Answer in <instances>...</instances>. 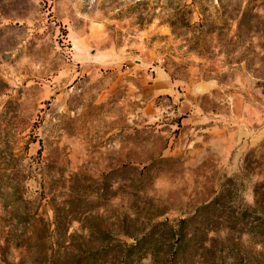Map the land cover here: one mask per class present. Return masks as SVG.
I'll return each instance as SVG.
<instances>
[{
	"label": "rangeland",
	"instance_id": "1",
	"mask_svg": "<svg viewBox=\"0 0 264 264\" xmlns=\"http://www.w3.org/2000/svg\"><path fill=\"white\" fill-rule=\"evenodd\" d=\"M0 264H264V0H0Z\"/></svg>",
	"mask_w": 264,
	"mask_h": 264
}]
</instances>
